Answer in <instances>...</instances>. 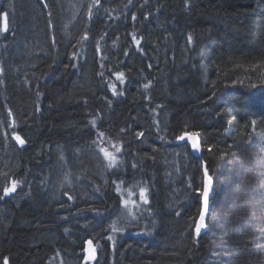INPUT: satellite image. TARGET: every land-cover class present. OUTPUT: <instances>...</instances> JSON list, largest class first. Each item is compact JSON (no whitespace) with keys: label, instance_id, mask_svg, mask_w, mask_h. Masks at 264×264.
Wrapping results in <instances>:
<instances>
[{"label":"trees","instance_id":"1","mask_svg":"<svg viewBox=\"0 0 264 264\" xmlns=\"http://www.w3.org/2000/svg\"><path fill=\"white\" fill-rule=\"evenodd\" d=\"M60 1L0 0V197L21 181L0 199V264H264V0H101L91 19L92 0H71L56 25ZM112 144L118 170L99 153ZM134 184L148 203L136 193L135 225L113 232Z\"/></svg>","mask_w":264,"mask_h":264},{"label":"snow or ice","instance_id":"2","mask_svg":"<svg viewBox=\"0 0 264 264\" xmlns=\"http://www.w3.org/2000/svg\"><path fill=\"white\" fill-rule=\"evenodd\" d=\"M100 3H101V0H92V3L88 5L87 15H88L89 19H91L92 15H93V8L99 7ZM132 18H133V20L136 19L135 16H133ZM7 21H8V13L7 12L0 13V22H2V23H0V31H3V32L8 31V22ZM83 39L84 40L88 39L87 33L84 34ZM187 39H188L189 43H192L193 37L191 35H189L187 37ZM133 40H135L137 45L140 44V41L136 40L135 36H133ZM101 66L103 67V65H101ZM0 71H2V69H0ZM100 75L103 76L104 73L101 72ZM113 75L116 76L117 80L121 81L122 83L124 82V73L123 72H115V73H113ZM149 86H150L149 84H145L144 88L147 89ZM109 87L111 88L112 94L114 96L121 94V93L117 92L115 84H111V85H109ZM253 87H255V85H253ZM12 115L13 114H12L11 110L9 109L8 110V116L12 117ZM92 125H93V127H95V121H92ZM16 126H17L16 122L13 119L11 124L9 125V127L14 129ZM121 131H124V130L122 129ZM99 135H100V137H103L104 133L101 132V133H99ZM143 135H144V133L140 132L137 134V137L138 138L143 137ZM198 135H199L198 133H185L184 135L178 136L177 139L185 140V137L187 136V139L191 142V148L195 152H200L202 149H201V144L197 139ZM7 136H8V134L5 133V138H7ZM11 138L14 139L21 147H23L26 143V141L19 134H17L15 131L12 132ZM93 143L96 144L95 141ZM98 147H99V153L102 154L104 160L107 161V167L109 169L118 170L120 167V163H121L119 156L123 152V145L122 144L121 145L112 144L111 145V148L113 149L112 151H110L108 148L103 147V146H98ZM207 150L209 152L212 151L211 146H209ZM225 155H227V153H223L221 155V158H223V156H225ZM233 155H235V154L233 153ZM133 167H135V165H133ZM203 171H204V176H205V183H204L203 189H196V191L199 193V197L202 198V208H201V211L199 213V221L196 223V227H195V233H196L197 237L200 235L201 229H204L206 227L205 216L209 211V202H208L209 191H210L212 184H213V179L208 174V168H207L206 164L204 166ZM4 175H7V174L5 173ZM20 183H21V181H19L17 179H14V178L10 179L9 183L3 187V189H2L3 196L0 197V199H2L3 197L10 196L11 194L15 193L17 190V187L19 186ZM114 183H115V181H114ZM119 184L123 185L124 181H122V180L119 181ZM116 191L119 193L121 191V188L118 186L116 188ZM146 192H147L146 188H140L139 189V198H140V201H142V203H144V204L148 203V198H147ZM65 194H67V193H65ZM130 194H132L131 191H130ZM69 199H72V197L69 196ZM122 202H123L125 208H128L129 201L127 199H124ZM131 203L134 207H139V205L136 203L135 200L131 201ZM129 215L132 217V219L137 218L135 213L132 212L131 210H129ZM177 215H179V213H177ZM111 228H112L113 232L122 231V229H119L116 227L115 222L111 225ZM108 239L111 240L112 237L109 236ZM88 245H89V255H88L87 259L88 260H94L95 259V248L92 247V241L91 240L88 241ZM3 264H9L8 257H4Z\"/></svg>","mask_w":264,"mask_h":264},{"label":"bare ground","instance_id":"3","mask_svg":"<svg viewBox=\"0 0 264 264\" xmlns=\"http://www.w3.org/2000/svg\"><path fill=\"white\" fill-rule=\"evenodd\" d=\"M9 3V2H8ZM72 3H74V2H72L71 0H62V1H60L58 4H57V6L55 5V7H56V9H57V11H56V17L54 18V23L56 24V25H58L59 23H60V19H64V18H66V16H67V7H68V9L71 7V6H68L69 4H72ZM53 4H54V1H52V2H50V6H51V8H52V6H53ZM3 7H8L7 6V4L5 5V6H1L0 8H3ZM70 10L71 11H73V15H75L76 13H78V12H76V11H78L79 10V8L78 7H76V6H72L71 8H70ZM68 14H70V13H68ZM51 18L49 17L48 18V20H47V16H46V25H49V20H50ZM55 29H56V26H55ZM65 29H66V33H68L70 30H72V29H69V25H67L66 27H65ZM70 33V32H69ZM54 34H56V33H53L52 34V42L54 43L55 42V36H54ZM62 34V33H61ZM71 43H73L72 41H71ZM56 51V50H55ZM36 55L38 56V55H40L39 56V58L41 59V60H46V59H48V52H47V49H42L41 51H38L37 53H36ZM38 57H34V56H32L30 59H28V60H26V61H24V62H22V65H32L31 63H30V60H36L37 62H38V59H39ZM23 59H25V56H23ZM23 74V73H22ZM3 106H4V109H5V111H7V110H9V109H11V106H10V104L7 102V100H5L4 102H3ZM1 118V117H0ZM185 143V142H184ZM55 161L54 160H49L48 161V163L49 164H53ZM6 166H7V164L6 163H4V160L3 159H0V177H3L4 176V174H5V168H6ZM134 185H138V184H134ZM133 186V185H132ZM13 195H15V193H13L12 195H10V196H8V197H11V196H13ZM124 199H126V198H124ZM198 220H199V218H198Z\"/></svg>","mask_w":264,"mask_h":264},{"label":"rangeland","instance_id":"4","mask_svg":"<svg viewBox=\"0 0 264 264\" xmlns=\"http://www.w3.org/2000/svg\"><path fill=\"white\" fill-rule=\"evenodd\" d=\"M78 7V6H76ZM142 188L140 187L139 185H133L131 188H129L127 191H126V194H127V197L126 199L129 201V205H128V208H125L124 204H123V210L119 213L118 217L115 219V223H116V226L117 227H127V226H134L136 221H137V218L136 219H132V217L129 215V210H131L132 212H136L137 210V207H134L131 203V201L134 200V196L135 194L137 193L139 195V189ZM130 191L132 194H130ZM136 201V199H135ZM114 242V240H113ZM89 247V246H88ZM97 252L98 250L95 249ZM99 256V255H97ZM99 260V257L97 258L96 262H98ZM69 264H73V262H69Z\"/></svg>","mask_w":264,"mask_h":264},{"label":"water","instance_id":"5","mask_svg":"<svg viewBox=\"0 0 264 264\" xmlns=\"http://www.w3.org/2000/svg\"><path fill=\"white\" fill-rule=\"evenodd\" d=\"M197 139H198V141L200 142V144H201V141H200V139L197 137ZM182 142H185V143H187L188 145H189V147H190V149H191V151H192V153L194 154V155H197L199 152H195L192 148H191V142L187 139V136L185 137V140H181ZM12 195V194H11ZM199 221V220H198ZM89 245H88V242L86 243V248L84 249V254H85V256H86V258L88 257V255H89V251H88V247Z\"/></svg>","mask_w":264,"mask_h":264}]
</instances>
